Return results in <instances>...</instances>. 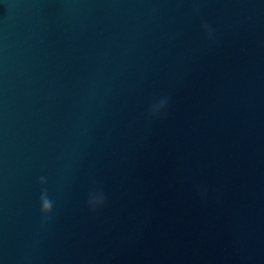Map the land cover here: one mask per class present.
Returning <instances> with one entry per match:
<instances>
[{"label":"water","instance_id":"obj_1","mask_svg":"<svg viewBox=\"0 0 264 264\" xmlns=\"http://www.w3.org/2000/svg\"><path fill=\"white\" fill-rule=\"evenodd\" d=\"M0 264H264V0H0Z\"/></svg>","mask_w":264,"mask_h":264},{"label":"clouds","instance_id":"obj_2","mask_svg":"<svg viewBox=\"0 0 264 264\" xmlns=\"http://www.w3.org/2000/svg\"><path fill=\"white\" fill-rule=\"evenodd\" d=\"M201 28L205 35L210 41H214V29L206 22L202 21ZM170 97L165 95L160 97L158 100H154L148 108L146 119H166L169 112ZM47 178L45 176H40L38 183L41 185L39 204L41 213V227L46 226L52 220V213L54 209V202L49 197L47 185ZM92 188L89 191L86 199V207L88 210L95 214L101 210L107 204V195L104 189L98 182L93 179L91 181ZM196 191L201 195V198L206 197L207 189L202 186H197Z\"/></svg>","mask_w":264,"mask_h":264}]
</instances>
